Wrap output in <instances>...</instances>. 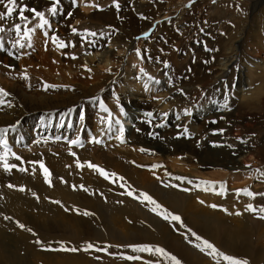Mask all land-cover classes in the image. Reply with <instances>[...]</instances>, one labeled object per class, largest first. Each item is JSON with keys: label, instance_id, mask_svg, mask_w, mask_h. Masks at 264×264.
Instances as JSON below:
<instances>
[{"label": "bare ground", "instance_id": "6f19581e", "mask_svg": "<svg viewBox=\"0 0 264 264\" xmlns=\"http://www.w3.org/2000/svg\"><path fill=\"white\" fill-rule=\"evenodd\" d=\"M90 1L91 2L87 1L89 4H84L83 0H78V5L80 4V7L82 8V10L80 11L75 9V7H73L71 3L64 2V7L58 8V14L56 15V18L52 19L53 23H55V26L58 28L56 30H60V32H62L64 36L72 34L69 23L71 20H75L76 22L77 18H80L78 20L88 19L90 24L94 26H103V24H110L111 16L108 15L109 13L92 15L91 12V15L88 14L92 9V2L96 0ZM261 1L262 0L252 1V5L255 9H258V7L262 6ZM130 3V7L124 12L127 13V15L129 14L132 23L131 25H136L137 22L141 23L143 21H146L144 19H147V10H145L144 6L137 1H131ZM23 4L30 8L38 9L41 6L47 5V0H25L23 1ZM2 10L4 12L6 11L3 6L1 8V11ZM59 12L62 13L61 16L59 15ZM156 20V22H159V19ZM95 21H97L98 24L95 23ZM138 30V33L141 34L139 35L144 38L143 36H145V34L142 35V33L145 31L148 32L149 29L148 27H146L142 28L141 30L138 28L137 31ZM150 32L151 31H149L148 33ZM243 35L244 30L235 37L236 39H234V42H231V44L224 49V54L216 64V74L210 79V84H214L218 80L221 81L217 85L215 90L221 91L220 94L222 95L223 93L222 97L225 96L227 98L231 90L229 89V86L231 85V87H234L235 83L238 89L237 94L239 98H241V101H243L244 98L242 94L243 89H245L247 86H250L252 68H256L257 70V68L260 67L262 70H264V59L262 60L261 66L254 63L251 65L252 67H249L248 65H241L238 68L234 67V60L237 58L236 54L239 55L240 49L243 48L244 42L246 40L245 36ZM100 36L104 38V41H102L100 37V39L97 40L96 37L89 36V39H91L93 43L88 44L82 50H80L81 52L84 51L85 54L83 56L81 54L79 56L74 55L77 58L72 59L73 61L69 62L67 66L78 69L76 63L79 62L85 66L87 63L92 64L97 58L100 60L98 63H105V68H109L111 70V68H113L112 66L114 65L113 60L116 58L115 54L112 52L113 49L115 51L117 49V53H129L130 51H132L131 43L134 41V38H132L131 36H128L126 38L127 42L125 44L120 42L119 33H117L115 36H112V38H110L109 40H106L108 38L107 35L101 34ZM255 40L257 41L253 44V49L250 50L253 52L256 49H259L264 52V46L262 45L263 43L261 38L257 37ZM12 42L13 41L11 40L8 41V43L5 44V50L2 52L0 51V62L3 67H8L9 65L15 64V58L18 52L16 48H13L11 46ZM140 42H147V38L141 39ZM40 45H42L41 42L39 43V49L46 48L45 50L47 51L46 53H43L45 54L44 58L37 57V59L34 60L35 58H33L32 56L29 57L27 55V53L29 52L27 50V47H25L21 50V59H19L18 62L20 63L21 70L23 71L24 75L27 72H32L34 76L42 77L43 80L46 74L51 73L38 71L39 69L37 70V68L31 65L41 64L42 61H47V58H50V60L53 58L50 62L54 64L61 63L63 59L60 60L59 55H57L59 51L54 49V47L56 46L52 48V46L49 45ZM9 51L12 52V56L8 55ZM38 52L40 53L41 51L38 50ZM34 61H38L39 63H34ZM138 62L139 60L137 61V63ZM133 65L134 63L131 64V66ZM48 66H50V64H48ZM131 66H129L127 70H124L125 67L121 69L122 74L120 75H118V71L120 70L119 69L117 71H114L112 74L107 75L105 78L96 80L95 83L84 81L82 79L83 77H81L80 75H77L76 79H73L76 74L73 75L70 70L69 72L67 71L69 73L67 74L71 75V77H65L63 81L59 82L51 81V79L47 80L49 82L46 83L41 80L38 84V82L36 83L35 80L32 79L33 77H28L27 80L13 79L10 81L7 80L8 82L5 80L6 82L4 84H0V88L4 89L10 94L7 97H3L5 103L4 105L0 106V128L8 129L6 133L0 134V139L7 141L8 148L12 147L11 143H17L19 141L25 142L24 145L30 144L31 147L35 148V151L32 152L31 155L20 158L19 160H17L16 158L10 159L8 163L11 164L8 165L15 166L11 167L10 171L5 170L4 163L2 162L3 160L1 161L0 198H2L3 202H5L3 203L1 201V204L6 205L8 202H10V204H14L12 206L14 209V213L11 214V216L7 214H4V217L0 216V236L3 235L2 233H4L5 235L10 237V235L12 234L16 237L15 241L17 243L20 241L23 246L34 245L33 243H31V238L27 234L18 231L13 234L11 233V230L6 228V225L11 223L10 220L12 221V223H21V221H23L26 224H30L22 217L21 208H27L28 204H32L34 207L33 211H36L37 220H41V222L36 223L37 229L45 232V234L41 237H45L53 241L64 242V245L57 244L58 247H75L79 249L77 253L79 254V256L82 255L81 258H85L84 261L81 262L77 260L79 264H97V259H99V257L102 255L94 253L95 247L92 243H103L106 240H108L110 243L122 244V247H125L126 244L130 243L132 245L133 243H161L168 252H170L176 258H182V261H185L186 264H219V262L215 260L213 263L209 262L211 258L204 252V255H202L201 252L195 250L193 246H191L193 248L189 249V247L184 244V241L186 240L180 237V234L176 227L177 225L173 221L172 223H169L167 221H163L164 219H162L161 221V219L154 214H144L145 211L143 212L142 206L137 203H130L124 198H121V201L113 198V202L119 203L120 205L113 204V207L110 208L109 203H95L92 200L83 201V198L81 199V196H77L73 192V189H77L78 186H83V188H88L90 190V187H87L83 183H79L81 181L73 182L76 179L78 180V176H76V174H78L79 172H81L79 176H83L82 172L84 169L81 166L79 169L77 168L79 161L70 157L65 159V163H63L64 161L62 160H60L62 161V163L55 161V163L58 162L57 165L63 166L56 169L54 165V170L51 168L53 166V161L50 163L51 157L47 153L41 152L43 149L38 147L39 144L49 143L45 141L50 140L51 138L52 140L49 145H52L53 147H60L61 150L63 149L61 151V154L67 153L69 155H72L73 153L82 151H78L77 149L79 148V145H82L84 140L88 142L90 140L94 142L99 141L101 143H106L107 140H111L115 145L120 146L119 149L121 148V150H117L118 148L115 149L116 151L114 150L115 152H117V154L124 157L130 156L135 158V160L137 159V162L139 163H136L138 164L136 166H139L141 168V166L144 165L143 163H146V165L152 164L155 165L154 168L161 167V171H164L160 172L163 174L159 175V180L157 181L146 180L143 179V177L141 178V176H139L137 180L134 181V183L136 184V188H140L145 193L151 195L153 199H155L169 211H182V213L185 212V220L192 228H194L197 233L208 237L229 254L234 256L242 255L247 258H252L255 252L252 251L253 247L249 241V234H246L244 230H242V224L246 225L247 222L250 221L248 215L245 214L241 215L240 217L235 216L236 211H234L231 206L227 207V204H222L221 199L219 198H212V196L211 198L210 196H202L200 198V195L197 196L195 192L190 191L188 196L182 195L183 199H179V197H182L179 193L173 191L170 192V190L166 192L164 187L166 185L169 186L174 182L179 181L185 184L193 183L196 186H199L200 190H205L206 188L209 190L212 189V191L216 190L215 192H219L224 195V191L226 190V188L207 182L208 178L215 174L220 178L226 177L229 181L236 184L238 182L242 184L246 180L250 179L249 176V178L247 177L248 172L250 173L251 170L255 169L257 166L262 167L264 165L263 140L261 141L262 145L258 144V141H251L247 142L246 144L240 143V141H237L235 140V138L230 137V129H228L223 133V139L217 141L219 142L218 145H220L221 148H216L217 150H210L205 146L203 148L200 145V142H202L201 136L203 133H205L204 131L206 130L203 124V117L210 113L213 114V116H217V114H219V116L224 117L223 119L226 122V111H220L219 108L215 109V111L213 109H209L208 111H202L201 109L203 108L199 109V111L197 112L198 114H196L193 117V120L188 123L189 129H192L191 132L196 133V136L193 133L195 136L193 139H186L187 136L183 134V137L181 136L179 140L175 139L174 136H179L182 130V127L179 125V121H177L178 119L175 120L173 116H170V114L168 117H161V114L156 110V106L153 103L145 102L141 98H143V95H145L146 92L153 89H157L158 91L163 90L162 92L165 93V96L166 94H168L169 97H171L176 92H178L176 90L178 89V82L176 83L174 78L170 76L169 79L162 84L160 82L155 83V81H157L155 80L157 77H153L152 73L154 72H150L148 70L150 72L149 74H152L149 75L147 71L144 70V72H146L148 76L154 78L152 81H149L148 76H144L139 72V70L136 69V64L130 69ZM202 67L203 66L196 65L194 69L199 70ZM229 69L231 70L229 71ZM227 73L228 76L226 77L225 75H227ZM173 75L175 74L173 73ZM52 77L55 78L56 76ZM234 77H236L235 80H233ZM145 83L148 84L147 90L145 88ZM170 83L172 85H170ZM45 84L57 85L58 87L48 88L47 90H45ZM175 84L176 87L174 86ZM139 92H141L142 95H139ZM144 97H146V95ZM93 99L96 102H94ZM102 104L104 107L108 108V110L113 115V123L110 129L107 123L108 114L102 111ZM121 109L123 111H121ZM146 112H152L153 116L151 118L146 117ZM165 113L167 114V112ZM102 116L105 118L103 123L101 122ZM219 116H217V118ZM184 118L185 121L188 120V118ZM220 118L221 117H219V119ZM115 120H119L120 123L116 124ZM150 120L153 122H150ZM129 125L133 126L134 128L131 130H127V126ZM168 125L170 126V130L168 129L169 131H164ZM121 126L123 127L122 134L120 132ZM221 126L223 128L226 127V125H224L223 123ZM154 128H158L160 130H158L160 132V136L156 138V140H151L149 138V133H153V131H155ZM43 130L45 132H43ZM73 140H78L79 143L72 144L71 141ZM127 143H129V146H127L126 148L123 147V144L126 145ZM115 147L116 146H114V148ZM84 149H87V145ZM141 149H144V151H141ZM4 154L5 149L3 146H0V156H3ZM106 157H104L105 162L113 163L116 161L115 159V161L112 160L110 157L108 158V156ZM8 158L9 157H7V159ZM194 159L196 160L195 162ZM252 160H254V162H252ZM247 163H250L251 166L248 169H246L247 167H245ZM41 164H43L44 168H46L48 170V173L50 174L48 177V183L45 182V174L43 172V169L40 167ZM116 166L117 165H115V167ZM22 167L24 168V171L20 170L23 169ZM52 170L55 172H52ZM204 171H206V173H203ZM207 171H211L212 174L208 175ZM55 173H57L61 177V179L53 180L52 175ZM176 177H180L181 179H176ZM104 182L105 181L101 182L102 186L106 184ZM7 183H9V185H12V187H8L12 188L13 190H10L6 186ZM49 186L55 187L56 190L48 189L47 187ZM21 189H23V191H21ZM55 191H57V194L55 193ZM22 195L24 197H30L31 199H27L25 201L26 204H24V201L21 202ZM213 195L216 196L215 194ZM203 197L205 198L203 199ZM201 199L203 200V203H201ZM227 199H230V197L227 196L224 201H226ZM79 201L80 203H86L85 206L81 205L80 207H77L79 206ZM62 203H66L65 206H62ZM213 203H217L219 206L222 205L224 210H228L224 211L225 213L222 215L219 214V211L216 213L215 210L212 211L210 209L212 208L210 207V205H214ZM16 204L19 206H17ZM126 204L130 206L131 209L137 210V212L139 211L140 214L138 212L139 215H132L126 212ZM198 204L202 205V209ZM67 205H69V208ZM72 206L78 208V210H76V212L72 211ZM80 209H83L84 211L85 209L87 211L89 210L88 212L91 211L90 213H92V215L86 216L82 211H80ZM65 210H69L68 214L72 217V220L67 221L61 219L62 212ZM93 210L97 211L102 217H98ZM110 210L121 211V213L120 215L110 218L109 216L115 215ZM221 210L222 209H220V211ZM1 214L2 213H0V215ZM227 214L228 217H226ZM139 216H141V218L143 216L146 217L154 224L153 231L142 230L144 225H142V228L139 225ZM39 223H44V225L40 226ZM51 229L55 230L53 232V235H50V232H52ZM88 243H91L93 245V248L85 251V246ZM263 244L264 243H262V245ZM28 248L31 247H26V249ZM105 249V247L99 248V250ZM262 251L263 249L260 247L258 253L261 254L264 252ZM58 255L64 254L58 253ZM256 256L258 257L257 252ZM254 257L253 259H255ZM100 258H103V260L107 259L105 258V256ZM76 259L78 258L76 257ZM118 260L119 257H110L106 260L107 262H103V264H119ZM63 263L74 264V262L70 261L69 259L64 261ZM120 264H122V262Z\"/></svg>", "mask_w": 264, "mask_h": 264}, {"label": "rangeland", "instance_id": "374dc122", "mask_svg": "<svg viewBox=\"0 0 264 264\" xmlns=\"http://www.w3.org/2000/svg\"><path fill=\"white\" fill-rule=\"evenodd\" d=\"M83 1H84V4L91 2L90 0H83ZM131 1H134V2L137 1L138 3L144 6L145 10H147L146 11L147 19H144L146 21H143L141 23L137 22L136 25H131L132 23H131V18L129 14L127 15V13L124 12L126 9L130 7ZM252 1L251 0H215V2H213V0H143V1L142 0H128V1L127 0H96L92 2L91 4L92 9L89 11L88 14L91 15V12H92V15L109 13L108 15L111 16L110 17L111 23L108 25L103 24V26H100V25L94 26L90 24L88 19L78 20L80 18H77L76 22L75 20H71L69 23L70 30L75 28L77 31L75 33L72 31V34H68L64 36V34L60 32V30H56L58 28L55 26V23H53L52 21V19H55L56 16L52 17L47 12L48 7L50 6V2L49 0H47V5L41 6L37 10L44 11L46 14V17L50 20L51 25L53 24L54 25L51 26L50 29H46L48 31L49 38H46L43 35L44 30H40V29L37 30V32L33 35V38H32V45L33 46L35 45L34 48L33 46L31 48L26 46L29 52L27 53V55L29 57L32 56L33 58H35L34 60H36L37 57L44 58L45 54L43 53H46L47 51L45 50L46 49L45 47H44L45 49H43L42 47H41L42 49H39V43L40 42L42 43V45L40 46L49 45V46H52L53 48L56 45L51 41L50 37L55 34L57 35L59 32L60 33L57 36L69 46L64 49H58L57 47H54V49L60 52V54L58 52L57 55H59L60 60L63 59L61 63H56L57 64L56 65L50 62L53 58L51 60L50 58H47L46 60L48 61V63L47 61H45L46 63L44 61L42 62L40 61L41 64L31 65L37 68V70L39 69L38 71L51 73V74H46L43 80H42V77L34 76L32 72L31 73L27 72L28 74L26 73V75L30 78L33 77L32 79H34L36 83L38 82V84H39V81L41 80L46 83V82H49L47 80H51V79H52L51 81L59 82V81H63L65 77H68V76L71 77V75H68L69 74L68 72L71 70L70 72L73 75L76 74L73 79H76V76L80 75L81 77H83L82 79L84 81L95 83L96 80L105 78L107 75L112 74L114 71H117L119 69L120 70L118 71V75L122 74L121 69L125 67L124 70H127L129 66H131V64L134 63V65L135 64L137 65L136 69L139 70L140 73H141V69L146 70L148 74L153 71L154 72L152 73L153 77L154 78L157 77L155 80L159 81L161 84L166 82L170 76L174 78L176 83L178 82L177 84L178 89H176L178 92H176L171 97H169L168 94H166L165 96V93L162 92L163 90L158 91L157 89H153L151 91L146 92L145 94L146 97H144L145 95H143V98H141L145 102L153 103L156 106V110L161 114V117L165 116L164 115L165 112H167L166 117H168L169 114L170 116H173L175 120H177V117H179L177 121H179V125L182 127V130L179 136L178 135L174 136L175 139L179 140L183 134L187 136L186 139H189V138L193 139L196 136V133L191 132L192 129H189L188 123H190L193 120V117L196 114H198L197 112L199 111V109L203 108L201 109L202 111H208L209 109H213L215 111V109L219 108L220 111H226L225 112L227 114L225 116L226 122L223 119L224 117L219 116V114H217V116L221 117L220 119L219 117L217 118V116H213V114L211 113L203 117L204 118L203 124L207 130V131L205 130L204 131L205 133H203L205 136L203 134L201 136V139H202V142H200L201 144L199 143L203 148L205 146L206 148L210 150L211 149L217 150L216 148L220 147V145H218L219 142L217 141L223 139V133L227 131L228 129H230L229 131L230 137L235 138V140L240 141V143L246 144L247 142L258 141V144H261L262 142H264V96H262L264 95V70H262L260 67L257 68V70L256 68L255 69L252 68L250 86H247L242 91V94L244 96L243 101H241V98H239L237 94L238 89L235 83H234L235 85L234 87H231V85L229 84L230 85L229 89L231 90H230V94L228 95V98L225 96L222 97L223 93L221 95L220 94L221 91L215 90L217 85L221 82L220 80H218L214 84L213 83L210 84V79L214 77L217 71L216 64L221 59L222 55L225 52L224 49L227 48L231 44V42H234V39H236L235 37L238 34H240L243 30H244L243 36H245L246 40L244 42L243 48L240 49L239 55L236 54L237 58L235 59L236 62L234 60V67L238 68L241 65H248L249 67H252L251 65L254 63L256 65L261 66L262 60L264 59V52L259 49H256L255 50L256 52L255 51L252 52L250 49H253V44L257 41L255 40L257 37L261 38L262 43H263L262 45L264 46V0L261 1L262 6L258 7V9L254 8V6L252 5ZM64 2L71 3L73 7H75V9L79 11L82 10V8L80 7V4L78 5V0H76V3H73V0H60V4L58 5V8L64 7V4H63ZM17 3L20 6H24V4H21V0H17ZM116 4H119V8L116 7ZM188 5H191V6L189 7ZM2 6L3 5H0V12L3 11V10L1 11ZM59 15L61 16L62 13L59 12ZM17 16H18V11L17 13L13 14V17L4 20L3 21L4 23L1 21L2 23L0 22L1 23L0 26L9 28V27H12L15 23H22L17 19ZM26 16H28L30 20H32L31 12H26ZM156 19H159L158 20L159 22H156L157 21ZM37 22H38L37 20H32V22L29 24V27L34 26L35 23ZM95 23L98 24L97 21H95ZM148 25H151V26H148ZM131 27H133L134 29ZM146 27H148L149 29L148 32L149 31L151 32L150 34H148L147 31L143 32L142 35L143 34L146 35L143 37L147 38V42L145 43L140 42L141 39H144V38L140 36L141 34L138 33L139 30L137 31V29L139 28L141 30L142 28H146ZM131 29H133L134 31ZM86 31L96 32L97 40L101 38L102 41H104V38L100 36L101 34L107 35L108 38L106 40H109L110 38H112V36H115L117 33H119L120 42H122L123 44L127 42L126 38L128 36H131L132 38H134L133 39L134 41L131 43L132 51H130L131 53L130 52L129 53L127 52L117 53L118 50L116 49L115 51L113 49L112 52L115 54L116 60L115 59H114L115 61L113 60L114 65L112 66L113 68H111V70L109 68H105V65H104L105 63L103 62H101V64L98 63L100 60L97 58L94 60L92 64L87 63L85 65L86 67L79 62L76 63V66L78 69L67 66L69 62L73 61L71 58L72 56L74 55L79 56L80 54L83 56L85 54L84 51L83 53L80 50H82L85 46L89 44L85 42V39H82V36H84ZM0 35L4 36L5 44H7L8 41L10 40L13 41L12 39H9L10 37L14 38L13 32H8L6 34H0ZM86 40H91V39H89V37H86ZM73 44L75 45L74 47L71 46ZM16 50L18 52L17 55L18 54L19 55L18 57L16 55L15 64L9 65L8 67H3L0 62V81H1L0 84H4L7 80L10 81L13 79L14 80H18V79L25 80L23 78L24 73L21 70L20 63L18 62L19 59H21L20 53L22 52L21 51L22 49L17 47ZM38 50H40L41 52L39 53ZM137 50L140 51L139 56L137 55ZM137 59L139 60L138 63H137L138 61ZM35 62L39 63L38 61H34V63ZM64 63L66 66L64 65ZM48 64H50V66H48ZM165 64H167V67H165ZM101 65H103L104 68ZM196 65L203 66V67L197 70V69H194ZM133 66H131L130 69ZM88 69H90V71ZM230 70L231 69H229V71ZM173 73L175 75H173ZM152 74H149V75H152ZM52 76H56V77L53 78ZM225 76L227 77L228 73ZM175 77L177 80L175 79ZM235 78L236 77H234L233 80H235ZM170 85L172 84L170 83ZM174 86L176 87V84ZM187 93H190V94H187ZM139 95H142V93L139 92ZM94 102L96 101L94 100ZM225 104L227 105V107H224ZM185 110H188L191 114L185 115ZM184 117H186V119L188 118V120L185 121ZM150 122H153V121L150 120ZM222 123L226 125L225 128L221 126ZM133 128H134L133 126H130V125L127 126V130L128 129L131 130ZM168 129L170 130L169 125L165 128L164 131H167ZM185 129H187V131H185ZM158 130L159 129L156 128L155 131H153V133H149V138L151 140H156V138L160 136V132H159L160 130L159 131ZM43 132L45 131L43 130ZM193 133L195 134V136ZM235 134H238V135H235ZM210 137H213V138H210ZM215 137L218 139H216ZM51 140L52 139L50 138V140H47L45 142L50 143ZM109 141L107 140L106 143H101V142L96 143L91 140L89 142L84 140L82 145H79V148L77 149L78 151L80 150L82 151L78 153H73L72 155H69L67 153H65L67 155L61 154V151L63 149L61 150L60 147H53L52 145H49V143L39 144L38 147L43 149L41 152L47 153L51 157L50 163L53 161L52 162L53 166L51 167L52 169H54L55 167L56 169L58 167H62L63 165H60V166L57 165L58 162L62 163V161H64L63 163H65V159L69 157L77 159L79 161V165H81V167L84 169L82 172L83 176L80 177L79 175L81 174V172H79L78 174H76V176H78V180L76 179L73 182L81 181L79 183H83L87 187H90V190L88 188L87 189L83 188V186H78L77 189H73V192L75 193V195L81 196V199L83 198L82 199L83 201L92 200L95 203H98V202L103 203V204L109 203L110 208H111L113 207V204L120 205L119 203H114L113 198L118 199L120 201H121V198H124L130 203L134 202V203L141 205L143 212L145 211L144 214L151 213V214L156 215L155 213L150 211L153 205L148 204L147 202H144V203L140 202L143 198L140 197L139 194L144 191H142L140 188H136L135 187L136 184L134 183V181L137 180L139 176H141V178L143 177V179H146V180L157 181L159 180V175L163 174L160 172H164V171H161L162 170L161 167H159L160 169L158 167L154 168L155 165H152V164L146 165V163H143L144 165L142 164L143 166H141V168L139 166H136L138 165L136 163H139L137 162V159L135 160V158L130 157V156H125V157L120 156L119 154H117V152H115L116 151L115 149L117 148H118L117 150H121V148L119 149L120 146L115 145L114 142H112L111 140ZM24 143L25 142H22V141H19L17 143H11L12 147L7 149V156H6L7 163L10 159H13L16 157L23 158L25 156L31 155L32 152L35 151V148L31 147L30 144L24 145ZM85 144L87 145L86 150L84 149L86 147ZM124 145L125 144H123V147L126 148L127 146H129V143H127L125 146ZM225 145H228V144H225ZM114 146L116 147L114 148ZM106 156H108V158L110 157L112 160L115 159L116 161L114 160L115 162L113 163L105 162L104 157ZM7 157L9 158L7 159ZM1 161L2 160H0V165H1ZM55 161H58V162L55 163ZM195 161L196 160L194 159V162ZM2 162L4 163V161ZM252 162H254V160H252ZM89 163L97 165L99 166V168L106 170V172L109 174V179H105L102 175H100L99 172H97L94 169L89 168L88 167ZM8 164H11V163H8ZM115 165L117 166L115 167ZM248 165H250V163H247L246 166ZM257 167L251 170L250 173L248 172L247 177L249 176L250 179L246 180L242 184L238 182L239 185L238 183L236 184L234 182L229 181L226 177L220 178L219 176H216L215 174L211 176L210 178H208L207 182L226 188V190L224 191V195L219 192H215L216 190L212 191V189L209 190L207 188L205 190H200L199 186H196L193 183L185 184L179 181H176L173 184L169 186L166 185L164 187L166 192L170 190V192L173 191V192L179 193L181 196L182 195L188 196L189 192L192 191V192H195L197 196L200 195V198L202 196H205V197L210 196V198L212 196V198L213 197L219 198L221 199L222 204L225 203L227 204V207L231 206V208L234 211L240 212L241 215L246 214L250 218L249 220L251 222L248 221L246 225L242 224L243 226L242 230H244L246 234H249V241L253 247L252 251L255 253L253 254L252 258H247L242 255H236V256L231 255L227 251L222 249L217 243L210 240L208 237L200 233H197L194 230V228H192L185 220L186 219L185 212L182 213V211H169L167 209L169 212L173 213L174 215L180 216L183 224L186 225V228H182L180 226V222L173 221L177 225L176 227L178 229L180 237L186 240L184 241V244H186L189 247V249L193 248L194 247L193 245L198 243V241H196L195 238L191 236V234L187 231V229H191L192 231L197 233L202 238L209 240L215 245L217 249H219L220 251L224 252L227 255H231L238 259H246L249 262V264L251 263L252 264H264V255H263L264 244L262 245V243H264V237H263L264 236L263 234L264 220L257 218L258 215H260L258 211L256 213H252V212H248L245 210V206L247 204H252L253 207L257 209H259L260 207H264V195H259V194H264V175H262V173H264V165L262 167L261 166L260 167L257 166ZM77 168L79 169L80 166L78 167L77 165ZM248 168L249 167H247L246 169ZM52 172H55V171L52 170ZM112 173L116 174L115 177L111 175ZM203 173H206V171H204ZM207 174L209 175L212 173L211 171H207ZM119 177H123L124 179L121 180L119 179ZM52 179L53 180L61 179V177L57 173H55L52 175ZM100 181L101 182L105 181L104 183L106 184L102 186ZM79 183H76V184H79ZM7 184L9 185V183ZM7 184L6 186L8 187ZM122 184L124 185V187H121ZM173 185H175V187H173ZM129 186L131 187L129 188ZM47 188L50 190L55 189V187H50V186ZM9 189L13 190L12 188H9ZM245 189L255 194L254 197H249L245 195L243 192V190ZM127 191H132L133 196H128ZM198 191L199 192L201 191L200 193L202 194H200ZM55 193L57 194V191H55ZM213 194H215L216 196H214ZM183 196L179 197V199H183ZM227 196H229L230 199H227L226 201H224V199ZM133 197H137V198H133ZM205 197H203V199ZM27 199H31V198L24 197L22 195L21 202L24 201V204H26L25 201ZM1 201L3 202L2 198H0V213H2L0 216L4 217L3 216L4 214L11 216V214L14 213V209L12 207L14 204H10V202H8L6 205L4 204L2 205ZM201 201L203 200L201 199ZM65 204L66 203L64 204L62 203V206H65ZM85 204L86 203H83V202L80 203L79 201V206L77 207H80L81 205L85 206ZM213 204L216 205L217 207L210 208L212 211L215 210L216 213L219 211V214L221 215L225 213L222 205L219 206L217 203H213ZM198 205H200L199 207L202 206L201 204H198ZM67 206L69 208V205ZM125 207H126L125 208L126 212H128L129 214L135 215V214H138L139 212V211L137 212V210L131 209V207L128 206L127 204L125 205ZM33 208L34 207L32 204H28L27 208L26 207L21 208L22 217L25 220H27L30 224H26L23 221H21V223L20 222L12 223V221L10 220L11 223L6 225V228L11 230V233L13 234L16 233V231L27 234L31 238V243H33L34 245H28L31 248L26 249V247L28 246H23L20 241H19L20 243L19 242L17 243L15 241L16 239L15 236L11 234L9 237L5 235L4 233H2L3 234L1 235L2 237L0 236V260H1L0 264H64L63 262L68 259L74 262V264H79L77 260H79V262L84 261L85 258H81L82 255L79 256L77 251L71 252V251H60V250H51V251L44 250L46 248L60 249L61 247H58L57 244L64 245L63 244L64 242L61 244L58 241H53L51 239L41 237L42 235L45 234V232H42L37 229L36 223L41 222V220H37L36 211H33ZM71 208H72V211H75V212L76 210H78V208H75L73 206ZM220 209H222L221 211L223 212H221ZM80 211L84 213V212H88L89 210L87 211L85 209L84 211L83 209H80ZM110 211L113 214H115V215L109 216L110 218L120 215L121 213V211H114V210H110ZM94 212L96 213L98 217L100 218L102 217L97 211H94ZM68 213H69V210L63 211L61 219L67 220V221L72 220V217ZM228 214L226 215V217H228ZM241 215H235V216L240 217ZM156 216L159 217L162 221L163 218L161 216H158V215ZM143 218L147 219L144 216L142 218L141 216L138 217L139 225L141 226V228H142V225H144L142 230L153 231L154 224L149 219L144 220ZM163 221L172 223L170 219L169 220L164 219ZM21 225H23V227H21ZM39 225L42 226L44 225V223H39ZM244 227L247 230H245ZM51 230L52 232H50V235H53V232L55 230L54 229H51ZM33 233H35V235H33ZM259 236H260V239H259ZM37 240L42 241L43 243L37 244L36 243ZM189 241H191V243H189ZM258 241L261 243H259ZM92 244L95 247L94 253L101 254L102 256L100 257L105 256V258L107 259L110 257H114V256L119 257V260H118L119 264L121 262L122 264H174L173 261H171L170 259L164 258L163 256H160L159 254L156 255V254L149 253V252L133 251L134 247L145 246V245L150 246L153 249L156 247L164 248L163 244L161 243H152V242L133 243V245L130 243V244H126L125 247H122L123 246L122 244L110 243L108 240H106L103 243L93 242ZM259 246L263 249L262 251L263 253L261 254L258 253L259 248H260ZM100 247H105L106 249L99 250ZM194 248L195 250L200 251L198 248L196 247ZM256 252L258 254V257L256 256ZM58 253H62L64 255H58ZM168 253L172 255L170 252ZM201 254L204 255L203 252H201ZM128 256L138 257V259L128 260L126 259V257ZM208 256L211 258L209 262L213 263L215 260V261H218L219 264H227V262L224 261L220 257L214 258L213 256H210V255ZM76 257L78 259H76ZM100 257L99 259H97V262H98L97 264H103V262H107L106 261L107 259L103 260V258H100ZM253 257L255 259H253ZM177 259L181 262V264H186L185 261H182V258H177ZM124 261H127V262H124Z\"/></svg>", "mask_w": 264, "mask_h": 264}, {"label": "snow or ice", "instance_id": "6c2138e0", "mask_svg": "<svg viewBox=\"0 0 264 264\" xmlns=\"http://www.w3.org/2000/svg\"><path fill=\"white\" fill-rule=\"evenodd\" d=\"M50 2V6L47 9V12L52 16L55 17L58 14V5L60 4V0H49ZM213 2H215V0H213ZM73 3H76V0H73ZM21 4H23V0H21ZM0 5H3L4 9H6L5 12H0V21H4L6 19H9L11 17H13L14 13H17L18 11V16L17 19L22 22V23H15L12 27L9 28H5L3 26H0V34H6L8 32H13L14 33V38L10 37L9 39H12L13 42L11 44V46L13 48H20L23 49L26 46L31 48L32 45V38L33 35L37 32L38 29L40 30H44L43 35L46 38L48 37V31L46 29H50L51 28V23L50 20L46 17V14L44 11H38L35 8H28L26 5L24 6H20L17 3V0H0ZM85 6H89V5H85ZM189 7L191 5H188ZM116 7L119 8V4H116ZM26 12H31L32 13V20H37L38 22L35 23L34 26L29 27V24L32 22V20H30V18L28 16L25 15ZM71 15V14H69ZM72 31L75 33L77 30L75 28L72 29ZM97 37V33L94 31H86L84 36H82V39H85V42L92 44L93 41L91 40H86V37ZM51 41L56 45V47L58 49H64L66 47H68L69 45L66 44L63 40H61L57 35H52L50 37ZM26 42V43H24ZM72 47H74L75 45H71ZM5 50V39L3 35H0V51H4ZM90 54V53H89ZM9 56H12V52H8ZM137 55H140V51L137 50ZM72 59H76L77 57L72 56ZM165 67H167V64H165ZM90 71V69H88ZM141 73L144 76H148V74L146 72H144L143 69H141ZM25 80L28 79V76L25 74L23 77ZM154 78L151 76H148V80L152 81ZM155 83H159V81H155ZM58 87L57 85H49V84H45L44 88L45 90H47L48 88H56ZM145 88L146 90L148 89V84L145 83ZM8 95H10L7 91H5L4 89L0 88V106L4 105L5 101L3 99V97H7ZM224 107H227V105L225 104ZM102 111L106 112L108 114V118H107V123L109 126V129L111 128V125L113 123V115L112 113L108 110V108L104 107L103 104L101 105ZM121 111H123L121 109ZM191 113L188 110H185V115H190ZM165 116L167 115L166 113L164 114ZM145 116L148 118H151L153 116L152 112H146ZM177 119H179V117H177ZM105 120V118L102 116L101 117V122L103 123ZM116 124H119L120 121L119 120H115ZM160 126V125H157ZM8 131V129L6 128H0V134L6 133ZM185 131H187V129H185ZM120 132L121 134L123 133V127L121 126L120 128ZM97 143H99V141H96ZM72 144H77L79 143L78 140H73L71 141ZM0 146H3L5 149V154L3 156H0V160L4 161V168L6 171H10L11 167H15L13 166H9L7 161H6V156H7V149H8V145H7V141L0 139ZM141 151H144V149H141ZM17 160L20 159V157H16ZM81 166L78 164V167ZM40 167L43 169V172L45 174V182L48 183L49 182V173L48 170L46 168H44L43 164L40 165ZM88 167L91 169L96 170L97 172L100 173V175H102L105 179H109V174L106 172V170L99 168V166L94 165L92 163L88 164ZM246 167H251L250 165L246 166ZM21 171H24V169H20ZM259 171V170H257ZM113 177H115V173L111 174ZM262 175H264V173H262ZM119 179L123 180V177H119ZM176 179H181L180 177H176ZM9 187H12V185H8ZM121 187H124V185L122 184ZM131 186H129L130 188ZM173 187H175V185H173ZM187 190V189H185ZM21 191H23V189H21ZM244 194L249 196V197H254L255 194H253L252 192L248 191L247 189L243 190ZM127 195L128 196H133V192L132 191H127ZM140 197H142L143 199L140 201L141 203L147 202L148 204L153 205V207L150 209V211H152L153 213H155L158 216H161L163 219L165 220H171V221H177L180 222V226L182 228H186V225L183 224L181 217L178 215H174L173 213L169 212L167 209H165L160 203H158L155 199H153V197L145 192H141ZM259 195H264V194H259ZM133 198H137V197H133ZM201 203H203V201H201ZM210 207L216 208V205H210ZM245 210L248 212H252V213H256L257 211L260 213V215H258V219H262L264 220V207H260L259 209L254 208L252 204H247L245 206ZM224 211H227L226 209ZM84 215H92V213L90 212H84ZM235 215H241L240 212H236ZM21 227H23V225H21ZM187 231L191 234L192 237L195 238L196 241H198V243L194 244L193 246L198 248L201 252H204L207 255L213 256L215 257H220L222 258L224 261L227 262V264H249V262L246 259H238L235 258L231 255H227L224 252L220 251L219 249H217L215 247V245L210 242L207 239L202 238L201 236H199L197 233H195L194 231H192L191 229H187ZM33 235H35V233H33ZM37 244L43 243L42 241L37 240L36 241ZM59 243H63V242H59ZM189 243H191V241H189ZM93 248V245L91 243H88L85 246V251L88 249ZM44 250H60V251H71V252H76L79 249L73 247V248H66V247H61L60 249H51V248H46ZM133 251L135 252H149V253H153V254H159L160 256H163L164 258L170 259L171 261L174 262V264H181V262L175 257L170 255L164 248L162 247H156V248H152L150 246H137L133 248ZM126 259L128 260H133V259H138V257H132V256H128L126 257Z\"/></svg>", "mask_w": 264, "mask_h": 264}]
</instances>
